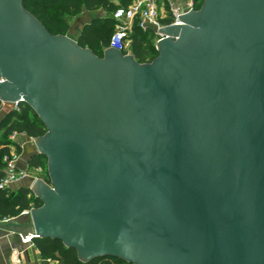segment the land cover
<instances>
[{
	"label": "water",
	"instance_id": "1",
	"mask_svg": "<svg viewBox=\"0 0 264 264\" xmlns=\"http://www.w3.org/2000/svg\"><path fill=\"white\" fill-rule=\"evenodd\" d=\"M0 0V100L24 102L49 183L22 224L78 258L264 264V0H203L158 55L103 56Z\"/></svg>",
	"mask_w": 264,
	"mask_h": 264
},
{
	"label": "trees",
	"instance_id": "2",
	"mask_svg": "<svg viewBox=\"0 0 264 264\" xmlns=\"http://www.w3.org/2000/svg\"><path fill=\"white\" fill-rule=\"evenodd\" d=\"M23 5L49 32L63 35H67L69 23L61 13H65L67 16H76L84 8L87 10L103 8L111 12L117 8L110 0H26ZM55 9L60 12V15L55 12ZM114 26L115 21L112 16L96 18L83 28L76 41L80 46L89 48L97 56L102 57L104 49L109 46V39L107 41L106 35ZM154 37H156L154 31L142 30L135 23L128 35L131 44L130 50L127 51L140 63L151 62L158 55L156 45L150 41V38ZM13 132L38 137L45 134L46 128L30 106L24 102H20L17 109L7 111L0 120V177L5 166L2 160L3 155L11 150V145H14L19 151L18 146L10 138ZM46 163L44 155L36 154L30 158L28 167L29 169L41 167L47 171ZM41 205L42 201L34 195L29 187L22 186L15 190L10 187L0 188V220L18 216L24 211L38 208ZM32 241L41 257L55 264H128L117 257L110 256L83 262L78 258L75 248L65 246L59 239L46 237L33 238Z\"/></svg>",
	"mask_w": 264,
	"mask_h": 264
},
{
	"label": "built area",
	"instance_id": "3",
	"mask_svg": "<svg viewBox=\"0 0 264 264\" xmlns=\"http://www.w3.org/2000/svg\"><path fill=\"white\" fill-rule=\"evenodd\" d=\"M202 3L203 0H184L183 3H178L175 0H134L128 6H118L112 15L115 21V29L110 35L108 47L115 48L124 54L130 53L127 51V41L135 23L142 30L154 31L158 42L163 36L158 29L169 24L179 23V15L189 12L191 9L198 10ZM3 81L4 78L0 77V82ZM18 105V102L0 100V110L5 108L17 109ZM16 134V132H13L10 138L13 139ZM18 155L19 151L16 149H12L3 155L2 160L5 166L0 177V188L9 187L11 184L25 180L32 175H34V178L39 177L35 176L29 167L18 168ZM46 177L48 179L47 175ZM6 219L8 218H3L0 221ZM21 240L24 244H31L33 243V236L31 234L25 237L21 236ZM12 251L11 264H20L21 252L16 248H13Z\"/></svg>",
	"mask_w": 264,
	"mask_h": 264
},
{
	"label": "crops",
	"instance_id": "4",
	"mask_svg": "<svg viewBox=\"0 0 264 264\" xmlns=\"http://www.w3.org/2000/svg\"><path fill=\"white\" fill-rule=\"evenodd\" d=\"M132 1L134 0H110V2L113 3L116 7L124 6L125 4H129ZM175 1L178 3L184 2V0ZM113 12L114 11L111 12L103 8H98L96 10H87L84 8L78 15L67 19L69 23L67 35L76 40L81 35V32L86 25L90 24L96 18H105L107 16H112ZM8 110V108L0 110V120L6 115ZM35 139L36 137H31L24 133H17L12 139L19 149V155L17 159L18 168H27L29 166L30 158L33 155L39 154ZM12 149H16V147L14 145H11V150ZM40 168L41 167H37V169L32 168L33 174H35V176H39L38 178L43 179L45 182L49 183L46 177V175L48 176L47 171H45L43 168H41L40 170ZM38 178H34V175H32L25 180L11 184L9 187L12 190H15L22 186L32 187L33 183ZM28 219L29 211H24L18 216L8 218L5 221H0V225L22 224ZM13 248L18 249L21 252L20 264H55L54 262H50L49 260L41 257L39 250L34 243L24 244L22 243L20 234L9 231L0 226V264H11Z\"/></svg>",
	"mask_w": 264,
	"mask_h": 264
},
{
	"label": "rangeland",
	"instance_id": "5",
	"mask_svg": "<svg viewBox=\"0 0 264 264\" xmlns=\"http://www.w3.org/2000/svg\"><path fill=\"white\" fill-rule=\"evenodd\" d=\"M55 12L57 13V14H59L60 15V12H58L57 11V9H55ZM63 16H65L67 19H70V17H73V16H67V14H65V13H61ZM114 29H115V27H113L112 28V30H109L108 31V33H107V41H108V39H109V36L112 34V32L114 31ZM150 41L151 42H153L155 45H156V42H157V38L156 37H154V38H150ZM130 44H131V42H130V40H128L127 41V50H130Z\"/></svg>",
	"mask_w": 264,
	"mask_h": 264
}]
</instances>
